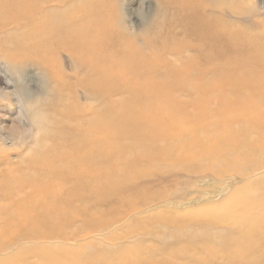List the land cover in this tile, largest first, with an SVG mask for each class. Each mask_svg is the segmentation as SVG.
I'll return each mask as SVG.
<instances>
[{"label":"bare ground","instance_id":"6f19581e","mask_svg":"<svg viewBox=\"0 0 264 264\" xmlns=\"http://www.w3.org/2000/svg\"><path fill=\"white\" fill-rule=\"evenodd\" d=\"M128 1L0 0V83L5 82L0 112L6 108L12 114L11 122L22 128L30 125L34 119L30 110L37 108L39 116H45L41 120L48 124L47 112L41 110L44 103L40 110L37 104L30 109L33 96L26 89L34 74L30 76L27 70L37 71L39 88L48 85L55 101L53 106L48 104L52 116L48 125L54 138L47 143L44 137L46 144L38 157H25L21 152L19 164L13 165L9 156L0 152L1 253L15 241L79 242L92 230L114 229L126 215L142 211L149 200L163 198L153 195L132 201L130 196L139 180L163 177L155 169L158 163L168 168L164 176L210 173L247 179L258 173L257 178H264V154L259 155L264 152V61L244 60L253 46L249 39L238 38V30L221 24V0H158L168 6L169 20L144 18V25L134 23L131 27L126 23ZM254 5L256 11L264 9L261 0H253L249 7ZM63 56L69 60L66 67L59 63ZM255 63L261 70L246 72ZM1 130L0 124L1 147L22 144ZM126 137L132 139L131 148L138 149L131 158L122 153ZM249 137L262 138L244 145ZM206 158L211 159L208 164H199ZM110 184L115 192L110 191ZM111 196L119 218L107 221L110 210H105V199ZM245 224L253 226L250 220ZM257 225L256 231L264 224ZM227 243L219 250L224 247L230 252L234 244ZM45 245L32 247L36 249L33 253L38 256L55 250L61 254L47 264H59L64 257L77 260L62 256V252L69 253L63 248L61 252ZM245 247L226 264H254V258L247 256L252 247ZM224 250L219 255L228 251ZM129 261L121 257L116 264ZM135 261L133 264H139L131 259ZM100 264L110 262L104 259Z\"/></svg>","mask_w":264,"mask_h":264},{"label":"rangeland","instance_id":"374dc122","mask_svg":"<svg viewBox=\"0 0 264 264\" xmlns=\"http://www.w3.org/2000/svg\"><path fill=\"white\" fill-rule=\"evenodd\" d=\"M242 1L221 0L220 6L223 10V13L220 18L221 19L220 22L223 26L229 28L230 27L235 28L236 30H238L239 31L238 38H240L241 40L243 39L244 42H246L245 40L248 39L251 42L252 44L251 47L252 46L253 47L250 52L252 53L244 60H247L248 63H251L254 60L256 61V59L258 58V62L259 59L261 62H263L264 61V9L262 11H256L257 8L255 7V5L253 6L254 8L249 7V4H251L253 0L251 1L242 0ZM128 2L129 4L128 3L126 4L125 9L128 11L130 17L127 18L126 23L130 27L134 23L136 25L138 24V26L144 25L143 21H145L146 18L154 19L155 21H158L157 18L159 19V21L161 20L166 21L168 16H169L168 18H170V14H169L170 11L168 9L166 10L168 6L164 3H160L158 0H129ZM261 2L263 3L264 6V0H261ZM162 10L166 14H164ZM151 11L154 12L152 13ZM150 13L152 14L150 15ZM232 13L235 14L234 15L235 17L232 16ZM163 16L166 17L163 18ZM258 17H260L261 19ZM168 20L169 19H167V21ZM253 49H257V53L253 52ZM67 60L68 58L66 56H63L62 58L59 59V63L61 64L63 63V66L66 67V65L69 64V60L68 61ZM255 65L256 63L249 66V68L246 69V72L247 71L250 72L251 70L257 72L261 70L259 65L256 66V68L254 67ZM27 73H30V76L34 74L32 78L35 80L33 81V79H30L31 77H29L28 78V81L30 82L29 88L26 89L33 96V99L32 101H30V105H29L30 109H34V107L37 105L39 109L41 108L39 107V105L41 106L44 103V105H42L44 107H42L41 110L45 108L44 110L47 112L46 117L48 116L46 118L47 119L46 123L51 125L52 116L49 110L51 109V106L50 105L48 106V104L51 103V105L53 106L52 103H55L53 98L54 96L48 85L43 86L42 89L39 88L38 83L36 81V77H37L36 70H27ZM4 88H5V82L1 80L0 91L3 90ZM36 96H38V99L40 101L42 99L43 100L41 102L37 101ZM41 96H44V98L43 97L41 98ZM44 101H46L47 103ZM37 111H38L37 108L34 109L33 111L30 110V112H34V113L36 112L35 114L38 119L36 118V120H34L36 116L34 113H31L30 115L32 116V118H34L32 119L33 121H30L31 123L29 122L30 124L29 126L24 124L22 128H20L16 123L11 122L12 114H10V112H7L6 108H4L0 112V124L3 130V131L1 130L2 133L5 135L7 134L9 136H12V138L7 137L9 139H15V140L20 139L23 144V145L20 144L16 146H11L8 148L1 147L0 145V152L7 154L13 165L19 164L18 155L21 152H23L22 154L25 157H35V156L38 157L42 153V150L40 148L43 149V147H45L46 139L48 143V141L51 138H54L53 134L50 133L51 126L45 124V122H43L45 121L44 119L43 121L41 120L45 116H43L42 114L41 117L42 116L43 117L41 118L39 116V114H41V111L38 112ZM50 116L51 118H49ZM7 117L9 119H7ZM183 123L184 122L181 120L180 124L183 125ZM41 125L42 127H40ZM35 127L38 129H36ZM43 132L45 134H43ZM12 134L15 135V137H13ZM17 136L20 138H18ZM34 138L39 141L35 140ZM214 138L218 139L219 137H214ZM261 138L262 137H254V138L249 137L248 139L244 140L243 144L245 145L246 143L248 145ZM32 141L34 143L33 145H32ZM123 143L125 144V150L122 151V153L126 156V158H129L130 156L132 157L133 155L131 154L137 153L138 149L136 147L131 148L134 145L132 144V139L130 137H126L123 140ZM127 146L129 147L127 148ZM151 146L154 145L152 144ZM140 153H142V150H140ZM258 154L259 153L255 154V156H259V155L262 156L264 152H262L259 155ZM250 155L251 154H249L248 156L250 157L249 160H253L251 159L252 157ZM263 157L261 158L262 161H264ZM258 158L260 159V156ZM209 160L211 159H207V158L202 159L199 162V164L206 165L210 162ZM13 165L10 166L9 168H12ZM155 167H156L155 168L156 171L159 172L160 175H162L163 177L162 178L155 177L154 181L151 180L152 177H147L144 180H139V184H140L139 187L131 191L130 196L132 201L133 198H135L134 199L135 201L139 199H144L145 196L146 197L148 196L150 198L153 195H160V196L162 195L163 196L162 199L149 200L148 204L142 207V211L137 213H130L128 216L126 215L125 218L121 221V223L114 226V229L110 227V229L102 232L99 230L98 231L92 230L88 235H84L83 237H81V239L79 238L80 239V240L78 239L79 242H71V241L62 242V241H52V240H43V239H39L34 242L15 241L12 246L4 249L2 253L0 252V264H8V263L12 264L13 261L16 262L14 264H37V263L39 264L41 262L47 264L49 263L48 262L49 259L58 257V254L61 255L58 249L62 252V248L65 249L67 252H69L67 254L62 252V256L67 255L68 257L72 256V258L76 257L77 260L71 261L64 257L59 259V264H100V261H103L104 259H106V262H110V264H116L117 261H120L121 257H123L124 260H130L128 264L136 263V261L131 262V259H137L139 261V264H226L227 261L228 262L230 261L228 260L229 257L231 259H235L236 257L239 256V254L241 255L242 248L244 250L245 246H246L245 249L248 248L249 246H250L249 248L252 247L251 248L252 253L249 251L247 256L250 260L254 258L252 259L254 260L253 262L254 264H264V236H263L264 231H262V229L264 230V225L262 228L257 227L258 229H261V231H259L258 229L256 231L255 229V226H258L257 223L259 224V226H262V224H264V214H263L264 213V208H263L264 178L261 177L257 178L258 173L255 174V176L253 175V177L247 179L246 178L242 179L236 176L219 177L214 174L211 175L210 173H207L202 176H197L192 173L182 174L176 172L164 176L165 173L168 171L167 166L163 163H158ZM143 169H146V167H143L142 170ZM144 171L146 173L148 172V169ZM125 172L126 171L124 170V174L122 175V177H124ZM216 177H218L219 179ZM110 188H111L110 191L115 192V187H113V184H110ZM142 193L145 194L143 195ZM234 195L238 196L237 197L238 199ZM250 195H253L252 197L255 198H252ZM257 196L259 197V199H261L260 201H258L259 199ZM228 197L229 200L226 201ZM256 197L258 199L257 201H255ZM112 199H114L112 196L107 197L105 199L106 201L105 210H110L109 215H107L105 219L107 221H111L113 220V218L114 219L119 218V215L115 214L114 212L115 206L112 202ZM254 201L256 204L250 206L249 203L250 202L253 203ZM257 202H259V205L261 206H258ZM242 204L245 205L243 206ZM246 204H248L249 206ZM226 205L228 207H225ZM255 206H257L256 209ZM252 208H254L255 210L253 209V211H250V209L252 210ZM234 210H236V212H234ZM229 213L230 215L228 216L233 215L231 219L234 218L233 220L236 221L233 220L231 221L230 217L227 216V214ZM247 213L250 215H248ZM252 214H253V218L250 217L252 216ZM254 217L257 218L254 220ZM258 217H261V219H263L262 223L260 222V219ZM247 218L248 219L250 218L249 219L250 224H253V226L249 225L248 227L246 224L245 226H243V223L249 221ZM227 219H229L231 223L229 221L227 223ZM233 223L235 224L238 223L240 225L236 224L235 226ZM232 225L235 226V228L237 227V229H234ZM247 227L248 228L251 227L250 228L251 232L248 231L250 229H247ZM231 229L233 230L231 231ZM238 229L241 230L238 231ZM226 231L228 233H225ZM247 232L249 234H246ZM261 233H262L261 237L259 235H256ZM241 235L243 236L241 237ZM247 235H249V238L246 237ZM232 237L234 239H231ZM235 237L237 238L241 237V239L240 238L237 239ZM228 238L231 239V241ZM227 242L229 243L231 242L232 243V244L230 243L231 245L234 244L233 245L234 248L231 247L232 249L230 248V252H229V248H225L226 250H228L226 251L224 250V247H222L221 250L222 251L224 250V252L226 251L227 254L225 253L223 255L222 253H220L222 255H219V251H221L219 250L221 244H225V243L228 244ZM246 242L247 245L245 244ZM38 243H41V245H45L44 243H46V245L51 244L49 248H54L55 246L54 249L57 248L56 250L58 252L54 250L55 253L54 254V253H46L48 251L46 252L42 251L40 254L38 253L39 256L38 257L36 253H33L36 249L32 248V247L37 248L41 246V245L37 247L34 246ZM236 243L238 244L236 245ZM240 246H242V248ZM238 247L240 249H238ZM235 250L236 252H234ZM231 252L234 255L235 253L237 254L235 256L234 255L232 256ZM42 253L44 254L43 256ZM81 254L87 256V258L90 257V259L89 260H85L83 258L80 259V257L82 256ZM112 254H114L115 256L110 257V255ZM249 254L254 257L249 256ZM32 255L34 257H32ZM221 257L224 259V261L221 259ZM255 258L258 259L259 261L256 260Z\"/></svg>","mask_w":264,"mask_h":264}]
</instances>
